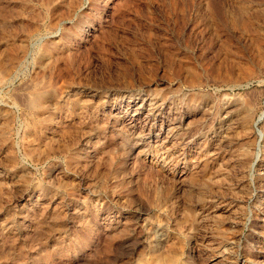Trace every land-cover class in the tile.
Masks as SVG:
<instances>
[{"label":"rangeland","instance_id":"obj_1","mask_svg":"<svg viewBox=\"0 0 264 264\" xmlns=\"http://www.w3.org/2000/svg\"><path fill=\"white\" fill-rule=\"evenodd\" d=\"M0 264H264V0H0Z\"/></svg>","mask_w":264,"mask_h":264},{"label":"bare ground","instance_id":"obj_2","mask_svg":"<svg viewBox=\"0 0 264 264\" xmlns=\"http://www.w3.org/2000/svg\"><path fill=\"white\" fill-rule=\"evenodd\" d=\"M228 109V108H227ZM134 122V121H133ZM230 122H232V121H230ZM228 126H230V124L228 125ZM176 128V127H175ZM175 128H173L174 130H175ZM178 128V127H177ZM173 129H171V128H169V129H167V131H168V133H170V132H172L173 131ZM224 136H220V138H223ZM226 137V136H225ZM223 140V139H222ZM224 143H226V142H224ZM201 231V230H200ZM159 235V234H158ZM198 235H200V234H198ZM161 239V238H160ZM223 244H225V240H223V238H222V240H220V242L218 243V246H220V247H222L223 248ZM216 245V244H215Z\"/></svg>","mask_w":264,"mask_h":264}]
</instances>
